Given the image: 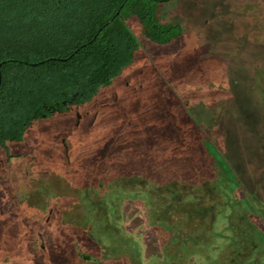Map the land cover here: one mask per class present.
Returning a JSON list of instances; mask_svg holds the SVG:
<instances>
[{
  "label": "rangeland",
  "instance_id": "1",
  "mask_svg": "<svg viewBox=\"0 0 264 264\" xmlns=\"http://www.w3.org/2000/svg\"><path fill=\"white\" fill-rule=\"evenodd\" d=\"M159 8L179 40L129 18L120 77L0 149V264H264V0Z\"/></svg>",
  "mask_w": 264,
  "mask_h": 264
},
{
  "label": "trees",
  "instance_id": "2",
  "mask_svg": "<svg viewBox=\"0 0 264 264\" xmlns=\"http://www.w3.org/2000/svg\"><path fill=\"white\" fill-rule=\"evenodd\" d=\"M172 1L89 0L93 14L83 18L82 12L79 13V22H72L66 35L57 32V37L47 29L44 33L22 30L18 21L11 20L13 12H6L0 3V145L4 147L6 142L20 141L30 121L49 116L48 109L61 108V101L75 105L87 103L131 64L140 43L123 20L118 19L120 8L125 17L134 15L137 18L144 37L151 43L170 45L179 40L180 25L161 23L158 16L159 6ZM110 7H115L112 14L98 19L97 9L104 15ZM85 33L87 36L83 35ZM72 42L77 53L63 52ZM59 58H66V61ZM249 97L261 103L252 92ZM260 103L247 110L252 111L250 114L258 110L263 118L264 108ZM254 119L256 121L250 123L254 127L250 130H256L255 135H258L264 128L255 129L258 119ZM260 139L264 141V132ZM222 157L226 160L224 155ZM231 165L234 166L232 162ZM240 181L243 184L241 177ZM184 195L190 193L185 190Z\"/></svg>",
  "mask_w": 264,
  "mask_h": 264
},
{
  "label": "flooded vegetation",
  "instance_id": "3",
  "mask_svg": "<svg viewBox=\"0 0 264 264\" xmlns=\"http://www.w3.org/2000/svg\"><path fill=\"white\" fill-rule=\"evenodd\" d=\"M0 3L2 6H4V10L6 12H13V17L11 20L18 21L19 27L22 28V30L25 29V31L29 32V30L32 29L37 33H44L46 32L45 29H47L53 34V36L56 37L57 32L60 35H66L67 29L71 28V25H73L72 22H74V24L79 22V13L81 14L82 12L81 17L83 18H87L88 16H90V14H93L92 9L88 6L90 4L89 0H1ZM117 14L120 15L118 19H122L124 25L131 31V29L127 25V20L131 17H134V15H129L125 17L122 8H120ZM4 16L5 18H9V15L5 14ZM96 16L98 17V19L100 17L103 18L102 10L97 9ZM83 35L87 36V33ZM73 44L74 42L67 45L66 48H64L63 52H67L70 54L72 52L73 54L77 53L78 49L73 50ZM53 49L55 50V47ZM71 59L69 61H71ZM59 60L66 61V58H59ZM132 63L133 61L131 62V64ZM70 64H73V62H71ZM131 64L127 65L125 68L129 67ZM120 74L116 78H119ZM59 106H61V108H49L48 110L51 113L49 116L41 117L39 119L30 121L20 141L6 142L4 147L0 145V149L4 152L6 159L11 158L8 143H22L27 128L32 122L47 120L56 114H67L69 113V111H71L73 106L78 107L80 105H75L71 102L61 101V104Z\"/></svg>",
  "mask_w": 264,
  "mask_h": 264
}]
</instances>
